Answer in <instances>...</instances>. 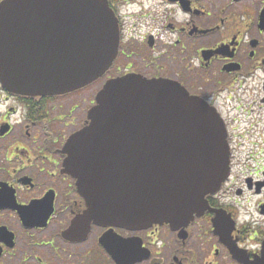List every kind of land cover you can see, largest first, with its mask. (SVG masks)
I'll return each mask as SVG.
<instances>
[{
	"label": "flooded vegetation",
	"instance_id": "flooded-vegetation-1",
	"mask_svg": "<svg viewBox=\"0 0 264 264\" xmlns=\"http://www.w3.org/2000/svg\"><path fill=\"white\" fill-rule=\"evenodd\" d=\"M108 2L121 43L108 78H169L216 107L230 176L185 228L93 224L69 240L64 233L85 202L63 171V148L86 124L88 102L58 98L72 104L67 116L63 104L50 107L51 97L0 83V264H254L264 239V0ZM243 103L250 115H239ZM106 233L126 242V258L100 244Z\"/></svg>",
	"mask_w": 264,
	"mask_h": 264
},
{
	"label": "water",
	"instance_id": "water-1",
	"mask_svg": "<svg viewBox=\"0 0 264 264\" xmlns=\"http://www.w3.org/2000/svg\"><path fill=\"white\" fill-rule=\"evenodd\" d=\"M108 3L3 0V86L17 94L52 96L103 76L120 44ZM95 97L89 122L63 150L64 170L76 179L87 206L66 237L87 233L89 222L183 227L202 215L207 195L229 174L226 131L215 108L175 82L138 74L108 80ZM101 243L115 258L126 257L109 233Z\"/></svg>",
	"mask_w": 264,
	"mask_h": 264
},
{
	"label": "rangeland",
	"instance_id": "rangeland-1",
	"mask_svg": "<svg viewBox=\"0 0 264 264\" xmlns=\"http://www.w3.org/2000/svg\"><path fill=\"white\" fill-rule=\"evenodd\" d=\"M96 88H99V87L96 86V85H93V86L91 85V86H89V87H87V88H85V89H83L81 91L76 92L75 95L71 96L72 97L71 98L72 102L73 103H77L78 107H83L89 101L88 95L89 94L93 95L94 93H96ZM52 104H53V106L54 105H58L59 106V105L63 104V106L62 105L61 106H62L63 110L66 111V112H68V110L71 109V106H70L71 103H70L69 100H63L62 99V100H59V101H54V103H52ZM243 105H245V109L240 110L239 115H241V116L250 115V111L251 110H249V104L248 103H243ZM231 112L233 114L237 113V112H234V111H231ZM66 115L69 116V114H66ZM83 116H86V111L83 113Z\"/></svg>",
	"mask_w": 264,
	"mask_h": 264
}]
</instances>
